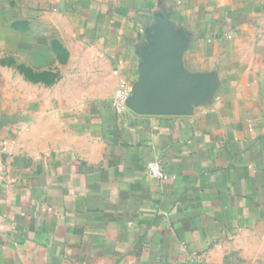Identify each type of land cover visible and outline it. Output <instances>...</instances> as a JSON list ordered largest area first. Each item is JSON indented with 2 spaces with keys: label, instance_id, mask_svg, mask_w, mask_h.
I'll return each mask as SVG.
<instances>
[{
  "label": "crops",
  "instance_id": "0c3cea01",
  "mask_svg": "<svg viewBox=\"0 0 264 264\" xmlns=\"http://www.w3.org/2000/svg\"><path fill=\"white\" fill-rule=\"evenodd\" d=\"M161 44L188 114L129 104ZM0 264H264V0H0Z\"/></svg>",
  "mask_w": 264,
  "mask_h": 264
},
{
  "label": "water",
  "instance_id": "95a60500",
  "mask_svg": "<svg viewBox=\"0 0 264 264\" xmlns=\"http://www.w3.org/2000/svg\"><path fill=\"white\" fill-rule=\"evenodd\" d=\"M161 44L151 54V62L138 93L127 103L140 113L184 115L208 92L206 80H189L179 73L176 61Z\"/></svg>",
  "mask_w": 264,
  "mask_h": 264
},
{
  "label": "built area",
  "instance_id": "2783aa9c",
  "mask_svg": "<svg viewBox=\"0 0 264 264\" xmlns=\"http://www.w3.org/2000/svg\"><path fill=\"white\" fill-rule=\"evenodd\" d=\"M130 84L127 81H122L113 97L112 106L119 115L127 113V100L130 94ZM149 174L152 178L163 181L168 178L159 161H151L148 163Z\"/></svg>",
  "mask_w": 264,
  "mask_h": 264
}]
</instances>
